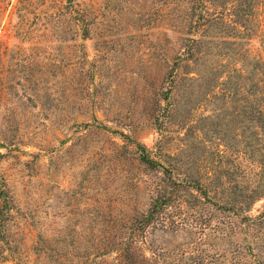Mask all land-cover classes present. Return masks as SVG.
I'll return each mask as SVG.
<instances>
[{
    "label": "rangeland",
    "instance_id": "rangeland-1",
    "mask_svg": "<svg viewBox=\"0 0 264 264\" xmlns=\"http://www.w3.org/2000/svg\"><path fill=\"white\" fill-rule=\"evenodd\" d=\"M240 1L0 0V264H119L164 195L145 264H264V0L251 40Z\"/></svg>",
    "mask_w": 264,
    "mask_h": 264
},
{
    "label": "trees",
    "instance_id": "trees-1",
    "mask_svg": "<svg viewBox=\"0 0 264 264\" xmlns=\"http://www.w3.org/2000/svg\"><path fill=\"white\" fill-rule=\"evenodd\" d=\"M207 1H210L212 4H214L218 0H207ZM189 2H190V4L192 3L197 9L198 8L202 9L205 7V0H189ZM256 4L257 3H255V0H250V1L245 0V3L242 5H241V1H240V3L237 4V6H235L233 9L234 21H232V23H236L238 25L241 23V27H243L241 32L243 35H246V37H244V36L243 37L248 38L249 40H251L252 37L254 35H256L255 34V32H256L255 25L257 24L256 20H255V16L257 15V13H256L257 9L255 8ZM200 17L202 18V20H206V19H208V20L206 22H203V23H196V27H197V25L205 26L207 23L213 24V26H214L216 24V22L218 21L216 17H215V20H211L212 18H206L202 13H201ZM214 21H215V24H214ZM231 33H233V32H231ZM235 36H236V33H235ZM196 41L197 40H195V39L189 40V43L186 45L187 56L191 55V53H192V49L190 47L191 43H195ZM175 62L177 63V61H175ZM176 66H178V65H176ZM136 146H137V153L139 154L140 159L144 164H147L150 167H156V166L161 165L158 162H155L154 160H152L150 158V156L148 155L149 151L145 146H143L141 144H136ZM186 183H188V185L192 186L191 188L201 191V193H203V191H204V193H203L204 195L207 194L206 188L202 187L201 184L197 180L189 179V181H188V179H187ZM255 193H259V192H255ZM260 193H262V192H260ZM259 196L262 197L261 194ZM259 196H257V197H259ZM257 197H255V198H257ZM196 200H198V199L196 198ZM174 202H176L175 198L174 199L168 198V196H166V195L161 196L159 198H154V201H153L149 211L146 214H143V216L141 218H138V217L136 218L135 222L130 227L131 229H129L131 232H129V234L126 236V239L124 240L125 243L123 245H121L118 249V251H119L118 263L119 264H145V259H143V258L146 256L139 253V249L134 247V244L136 243V235H138V233L142 232L143 229L148 227L155 220H158L159 217L163 216L165 211H166V207L172 206ZM188 204H190L192 206L191 208L194 209V205H192L191 203H188ZM177 209L179 211H182V209L180 207H177ZM259 220H260L259 221L260 224H264L263 223L264 222V214L259 218ZM207 221H211V220H207ZM205 223L206 222H204L203 224H205ZM219 227H217V228L211 227L212 230H211L210 234L213 235L214 232L218 231ZM208 236H210V235H208ZM147 264H149V260L147 261Z\"/></svg>",
    "mask_w": 264,
    "mask_h": 264
}]
</instances>
